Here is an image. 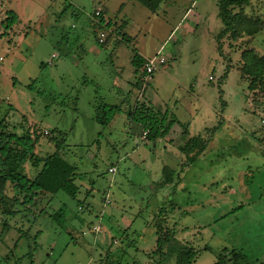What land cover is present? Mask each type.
<instances>
[{"label": "rangeland", "instance_id": "374dc122", "mask_svg": "<svg viewBox=\"0 0 264 264\" xmlns=\"http://www.w3.org/2000/svg\"><path fill=\"white\" fill-rule=\"evenodd\" d=\"M182 1L166 14L135 0H0V119L17 133L37 131L41 156L56 150L46 136L61 132L60 152L80 173L75 198L58 191L11 213L0 207V264H103L121 240L130 243L122 264H156L150 252L162 206L164 227L199 251L192 264H214L234 248L264 264V86L248 88L235 68L245 48L264 55V26L253 37L222 38L221 55L216 0ZM98 7L112 22L103 43L92 16ZM244 12L264 23V0H250ZM158 49L166 61L142 82L131 58ZM144 93L188 124L189 135L221 123L180 180L164 187L162 167L178 171L184 161L179 123L151 141L125 112L104 127L94 119L95 100L126 108ZM37 170L23 166L29 178ZM5 192L14 194L12 185Z\"/></svg>", "mask_w": 264, "mask_h": 264}, {"label": "trees", "instance_id": "16d2710c", "mask_svg": "<svg viewBox=\"0 0 264 264\" xmlns=\"http://www.w3.org/2000/svg\"><path fill=\"white\" fill-rule=\"evenodd\" d=\"M135 1L151 13H156L162 3L172 0ZM249 2L250 0H216L218 16L223 24L215 37L217 50L221 55L223 54L222 38L225 36L237 38L242 34L253 37L264 26L259 17L252 18L244 12V7ZM10 12L13 14V11ZM15 17L12 15L13 19ZM106 24L108 27L112 26L111 20L108 19ZM121 28L122 25L121 27L118 26L117 30ZM122 38L131 40L123 31ZM240 58L242 64L235 68L239 72L240 78L245 81L250 79L248 88L255 89L257 83H262L264 86V55L258 54L253 48H245L241 51ZM145 62L146 60L138 53L133 54L131 63L134 66V71L138 73V79H140V70ZM230 68V64L226 63L224 72L220 77L221 83L227 78ZM219 91L222 92L220 88ZM122 104V102L120 104H108L95 100V121L104 127L109 124L115 114L125 112L130 120L147 131L146 139L151 141L165 137L175 123H179L181 126L180 135L183 141L178 145V149L184 155V161L181 162L178 171L166 165L162 167V178L158 184L163 187L173 184L175 178L177 181L180 180V173L196 162L206 149L212 134L221 125L219 121L214 127L205 129L204 135L201 133L189 135L188 124L180 123L173 114H169L167 109L161 111L152 104L139 100L126 108H122ZM224 105L225 101H222L221 106L224 107ZM11 126L5 118L0 119V207L3 210L8 208V212L11 213L16 204H30L39 196L53 195L58 191H63L75 198L80 190L76 183L80 173L77 171L76 164L71 163L60 152L64 144V137H61L62 133L59 132L60 138L54 134L46 136L54 143L56 150L51 154L41 156L35 151L39 137L37 131H31L28 128L17 133L11 130ZM27 161L38 169L33 178H29L23 173V166ZM8 184L12 185L16 194L12 196L6 194ZM169 205L173 207L174 204L171 202ZM167 214L165 206L159 208L157 220L153 223L156 236L155 248L150 252V256L154 258L156 264H192L199 251L195 247L177 240L173 235L174 232L168 231L164 227L167 222ZM58 215H61V212H58ZM121 242L122 246L118 250L108 248L110 250L107 251L103 264H122L123 252L130 243L123 240ZM214 264L252 263L243 250L234 248L229 251V255H219Z\"/></svg>", "mask_w": 264, "mask_h": 264}, {"label": "built area", "instance_id": "2783aa9c", "mask_svg": "<svg viewBox=\"0 0 264 264\" xmlns=\"http://www.w3.org/2000/svg\"><path fill=\"white\" fill-rule=\"evenodd\" d=\"M92 16H93V19L95 20V22H97L101 28L100 32L96 34L98 42L103 43L106 40L105 39L107 36L106 31L110 30V28L106 24L108 19L104 16L101 8H96ZM164 62H165V58L160 53H157L155 56L147 59L146 62L144 63V65L142 66V71L140 74V80L142 82L150 81L152 79L153 73ZM144 132L147 133V131H144ZM110 171L114 172L115 168H110ZM98 228H99L98 226L94 225L95 230H98Z\"/></svg>", "mask_w": 264, "mask_h": 264}, {"label": "crops", "instance_id": "0c3cea01", "mask_svg": "<svg viewBox=\"0 0 264 264\" xmlns=\"http://www.w3.org/2000/svg\"><path fill=\"white\" fill-rule=\"evenodd\" d=\"M180 0H172V1H170V2H165V3H162L161 5H160V7H159V9H158V11L160 10V9H162L163 11H164V13H170V12H175L176 10L178 11L179 10V7H180V4L178 5V2H179ZM187 1H189V0H187ZM137 2V1H136ZM184 4H185V0H183L182 1ZM139 3V2H138ZM176 6H178V7H176ZM98 8H101L102 9V11H103V14H104V16L106 17V15H105V10H104V8L103 7H98ZM124 9V3H122V4H120L119 5V10L120 11H122ZM157 11V12H158ZM192 13V10L190 9V8H188L187 10H186V13H185V15H186V18L187 17H189V15ZM184 17V16H183ZM107 18V17H106ZM95 22V21H94ZM123 32H124V30H123ZM125 33V32H124ZM129 37V36H128ZM161 48V47H160ZM159 48V49H160ZM157 50L156 51V53H154L152 56H146V55H144V54H142V53H139V52H136V53H138L140 56H142L145 60L146 59H148V58H151V57H153V56H155L158 52L161 54V51L160 50ZM53 56V55H52ZM3 58L0 56V61L2 60ZM132 59V58H131ZM165 61H166V59H165ZM164 64V63H163ZM141 71H142V68H141V70H140V73H141ZM138 74V73H137ZM211 76H209V78H210ZM141 90V89H140ZM141 94V93H140ZM139 99H142V100H144L145 102L147 101V102H149L150 104H152L153 106H154V104L151 102V100H149L146 96H145V93L143 94V96L142 97H139ZM149 100V101H148ZM156 107V106H155ZM12 189L14 190V194L16 193L15 192V189L12 187ZM6 194H7V192H6ZM14 194H7L8 196H12V195H14ZM98 230H99V228H98Z\"/></svg>", "mask_w": 264, "mask_h": 264}]
</instances>
